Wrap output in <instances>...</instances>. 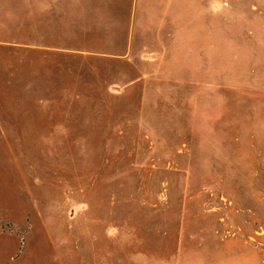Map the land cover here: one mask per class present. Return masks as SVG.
Returning a JSON list of instances; mask_svg holds the SVG:
<instances>
[{
  "label": "rangeland",
  "instance_id": "obj_1",
  "mask_svg": "<svg viewBox=\"0 0 264 264\" xmlns=\"http://www.w3.org/2000/svg\"><path fill=\"white\" fill-rule=\"evenodd\" d=\"M0 264H264V0H0Z\"/></svg>",
  "mask_w": 264,
  "mask_h": 264
}]
</instances>
